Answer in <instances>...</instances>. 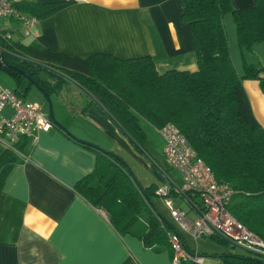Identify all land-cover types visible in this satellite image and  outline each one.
<instances>
[{"label": "trees", "instance_id": "1", "mask_svg": "<svg viewBox=\"0 0 264 264\" xmlns=\"http://www.w3.org/2000/svg\"><path fill=\"white\" fill-rule=\"evenodd\" d=\"M13 3L19 11L39 18L71 0ZM181 3L180 18L187 23L193 45V69L171 67L158 71L149 54L129 58L103 52L70 55L33 39L24 42L0 38V69L12 77L14 93L25 99L33 87L27 76L34 79L50 96L53 114L61 126L51 121L52 125L95 153L93 170L79 178L73 189L102 209L118 233L135 234L146 246L165 245L171 253L165 230L174 225L156 211L151 198L159 185L151 181L142 185V192L136 184L138 180L125 168L122 156L72 135L57 117L59 103L54 96L64 81H70L92 97L98 109L107 113L145 155L150 152L141 121L154 126L157 132L164 123L173 122L211 167L216 179L232 185L234 192L228 205L231 214L264 239V128L253 115L242 84L243 78H258L264 90V66L243 61V73L237 72L223 22V15L230 13L239 47L250 49L255 42L264 40V0H255L254 5L241 9L234 7L231 0H181ZM2 60L21 71L4 67ZM27 144V136L21 135L11 146L4 147L0 155V189L11 166L25 159L20 153L26 152ZM149 158L154 161L152 156ZM155 165L159 168L161 164L157 161ZM168 196L185 198L196 208L195 213L202 209L197 192L170 191ZM144 210L148 213L146 218H142ZM209 237L220 243L230 242L220 234ZM217 256L223 264H264V256L245 250L223 251ZM191 263L184 259L179 262Z\"/></svg>", "mask_w": 264, "mask_h": 264}, {"label": "crops", "instance_id": "2", "mask_svg": "<svg viewBox=\"0 0 264 264\" xmlns=\"http://www.w3.org/2000/svg\"><path fill=\"white\" fill-rule=\"evenodd\" d=\"M231 3L241 9L254 5L255 0ZM181 5V0H71L39 17L24 42L33 39L45 47L80 56L98 52L119 58L149 54L158 71L193 69V45L187 23L180 18ZM223 22L237 72L243 73V61L264 66V40L241 49L230 13L223 15ZM2 23L12 30L13 39L22 40L14 22ZM257 60L259 63H254ZM4 73L0 69V85L12 89ZM64 82L54 98L59 103L57 117L72 135L118 155L112 146L125 141L127 147L146 158L149 170L157 168V158L150 151V155L138 151L92 97L75 86L66 88ZM242 84L253 115L264 128L260 80L243 78ZM89 98L92 102L87 104ZM3 112L12 114L8 108ZM34 133V139L27 137L24 154L29 157L11 166L0 189V264H172L167 246H146L135 234L118 233L102 209L73 189V184L95 166L91 149L54 125ZM156 134L159 136L157 130ZM4 147L0 142V155ZM159 150L164 161L162 143ZM160 173L167 182H180L167 172ZM178 197L190 210H196Z\"/></svg>", "mask_w": 264, "mask_h": 264}, {"label": "built area", "instance_id": "3", "mask_svg": "<svg viewBox=\"0 0 264 264\" xmlns=\"http://www.w3.org/2000/svg\"><path fill=\"white\" fill-rule=\"evenodd\" d=\"M13 1L0 0V20L14 22L20 36L25 37L38 17L19 11ZM0 38H13L12 30L3 23H0ZM5 108L10 109L12 114H4ZM51 126V120L41 111L39 102L26 100L12 89L0 85V142L5 147L11 146L21 135L34 139V131L47 130ZM158 132L163 140L166 164L175 167L180 174L179 183L168 181L155 189V193L163 197L175 221H171L174 228L165 230L172 250V264H179L182 259L198 264L203 261V255L185 247L183 234H188L194 240L200 236L220 234L243 250L264 256V239L237 220L228 209L234 192L232 185L216 179L211 167L198 156L173 122L164 123ZM20 154L25 159L29 157ZM170 191L177 194L197 192L202 209L191 217L186 210L173 206L168 196Z\"/></svg>", "mask_w": 264, "mask_h": 264}, {"label": "rangeland", "instance_id": "4", "mask_svg": "<svg viewBox=\"0 0 264 264\" xmlns=\"http://www.w3.org/2000/svg\"><path fill=\"white\" fill-rule=\"evenodd\" d=\"M2 22L3 20H0V23ZM26 40H28V36L22 38V41H26ZM260 57L262 58V56ZM254 63L258 64L259 62L257 60V62ZM4 74L9 79L10 83L13 84L12 77L7 73ZM64 86H66V88L69 89L71 88L70 86L76 87V85H74L70 81L68 82L67 80L64 82ZM25 99L29 101L33 99L34 101H39V103L41 104V111L44 114H47L48 112L47 102L42 92L38 90L35 86H33L28 91V93H26ZM141 123L144 126L147 133V140H146L147 147H149V151L151 152V154L157 158L158 162H160L161 165H158L159 168L150 167L152 169L149 170L148 161L146 160V158L144 159L142 155L135 153L129 147H127L125 141H122L121 144H114L112 147H114L115 151L119 153L123 157V159H125L126 165L130 168L135 178L139 181L141 185L150 183L151 181L155 182L157 185H161L165 181L167 182L166 178L160 173V171L169 173L177 182H179L180 174L178 170L175 167L168 166L167 164H165L161 158L159 149L162 141L159 138L160 136L156 134L155 127L146 121H141ZM151 198L156 208V211L160 212L168 220L174 223L175 221L170 216L168 207L164 204L163 197L156 194V195H152ZM171 201L173 206H177V207L179 206L182 209L186 210L191 217L195 215V211L189 209L188 204L184 199H180L178 196H176V198L171 197ZM147 216H148L147 211L145 210L142 211V218H146ZM183 237L190 249H192L194 252H198L199 254H203V264H223L221 259L217 256L218 253H221L223 251L243 252L242 248L236 245H232L230 242L225 241L223 243H220L209 236H200L195 238V240L192 239L188 234H183Z\"/></svg>", "mask_w": 264, "mask_h": 264}, {"label": "water", "instance_id": "5", "mask_svg": "<svg viewBox=\"0 0 264 264\" xmlns=\"http://www.w3.org/2000/svg\"><path fill=\"white\" fill-rule=\"evenodd\" d=\"M2 65H3L4 67H10V68H12V69H14V70L16 69V70L21 71V69H19V68L16 67L15 65H12V64L6 62L5 60H2ZM27 77L31 80L32 85L35 86L38 90H40V91L42 92V94H43V96H44V98H45V100H46V102H47V105H48L47 116L51 119L52 123H54L55 125L61 126L60 123L56 120V118H55V116H54V114H53V107H52V101H51L50 96H49V95H48V94L42 89V87H40V86L38 85V83H37L34 79H32V78L29 77V76H27ZM124 164H125V163H124ZM125 168L128 170V172L130 173L131 177L135 179L134 174L132 173V171L130 170V168H129L126 164H125ZM136 184H137L138 188H139L142 192H144V188H143V186H142L138 181H136Z\"/></svg>", "mask_w": 264, "mask_h": 264}]
</instances>
